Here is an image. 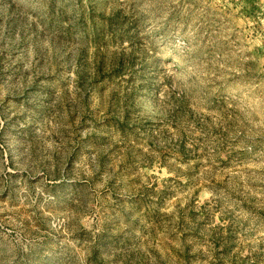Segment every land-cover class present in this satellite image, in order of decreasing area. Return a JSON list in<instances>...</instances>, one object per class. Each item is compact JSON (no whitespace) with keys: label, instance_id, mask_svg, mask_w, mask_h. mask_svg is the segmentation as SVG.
I'll return each instance as SVG.
<instances>
[{"label":"rangeland","instance_id":"obj_1","mask_svg":"<svg viewBox=\"0 0 264 264\" xmlns=\"http://www.w3.org/2000/svg\"><path fill=\"white\" fill-rule=\"evenodd\" d=\"M0 264H264V0H0Z\"/></svg>","mask_w":264,"mask_h":264}]
</instances>
